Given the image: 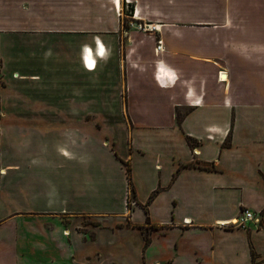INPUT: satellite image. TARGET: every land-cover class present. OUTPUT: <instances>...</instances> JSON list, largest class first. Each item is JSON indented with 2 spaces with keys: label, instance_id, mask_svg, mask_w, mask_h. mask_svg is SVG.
<instances>
[{
  "label": "crops",
  "instance_id": "1",
  "mask_svg": "<svg viewBox=\"0 0 264 264\" xmlns=\"http://www.w3.org/2000/svg\"><path fill=\"white\" fill-rule=\"evenodd\" d=\"M178 2L0 0V264H264V100Z\"/></svg>",
  "mask_w": 264,
  "mask_h": 264
},
{
  "label": "rangeland",
  "instance_id": "2",
  "mask_svg": "<svg viewBox=\"0 0 264 264\" xmlns=\"http://www.w3.org/2000/svg\"><path fill=\"white\" fill-rule=\"evenodd\" d=\"M178 3L179 10L169 12L178 13V19L166 16L168 12L160 18L179 21L185 25L183 34L200 35L207 41L201 43L202 49L216 52L218 61L225 60L238 98L264 100V0H179ZM119 11L124 28L128 29L127 21L135 15L133 3L121 0ZM143 14L147 23L158 16L156 11ZM134 30L155 31L144 21L137 22ZM9 142L15 149V133L10 132ZM86 223L95 225L98 221L88 219Z\"/></svg>",
  "mask_w": 264,
  "mask_h": 264
},
{
  "label": "built area",
  "instance_id": "3",
  "mask_svg": "<svg viewBox=\"0 0 264 264\" xmlns=\"http://www.w3.org/2000/svg\"><path fill=\"white\" fill-rule=\"evenodd\" d=\"M97 46L99 45V42H97ZM156 52L161 51L162 50V45H161V40L157 41L156 47L154 49ZM83 61L85 63L86 66L89 67V62H88V49L85 48V53L83 55ZM93 64H91L92 66ZM158 65H156V69L159 70ZM165 76L169 79V80H173L176 78V75L173 74L172 76H170L169 71L166 70L165 72ZM224 73V71H219L218 72V76H217V81L218 82H224V80H222L221 74ZM155 76L158 80V72L155 73ZM226 80V79H225ZM199 102V101H198ZM196 102V103H198ZM189 220H185L184 223H187ZM254 224L256 226L260 225L261 223V215L259 212H255L253 210H250L248 208H242L239 212V214L233 218L232 220L228 221V222H224L220 225L224 226V227H228V226H233V227H247L248 224Z\"/></svg>",
  "mask_w": 264,
  "mask_h": 264
},
{
  "label": "trees",
  "instance_id": "4",
  "mask_svg": "<svg viewBox=\"0 0 264 264\" xmlns=\"http://www.w3.org/2000/svg\"><path fill=\"white\" fill-rule=\"evenodd\" d=\"M187 141H188V143L190 142V138H187ZM186 166H195V167H200V168H202V167H208V166H206V165H202L201 163H199L198 161H193V162H190V163H187V164H185ZM127 174H128V178H129V173H130V169H129V166H127ZM129 189H130V197H128L129 199H128V204H129V202H130V200L131 199H135L134 198V189H133V187H132V185H131V181H130V178H129ZM144 239H145V244H147L148 242H149V237L147 236V234H145L144 235Z\"/></svg>",
  "mask_w": 264,
  "mask_h": 264
},
{
  "label": "bare ground",
  "instance_id": "5",
  "mask_svg": "<svg viewBox=\"0 0 264 264\" xmlns=\"http://www.w3.org/2000/svg\"><path fill=\"white\" fill-rule=\"evenodd\" d=\"M149 26H150V24H149ZM151 29H152V28H151ZM223 74H225V73H222V74H221L222 80L226 79V77H227L226 74H225V76H223Z\"/></svg>",
  "mask_w": 264,
  "mask_h": 264
},
{
  "label": "water",
  "instance_id": "6",
  "mask_svg": "<svg viewBox=\"0 0 264 264\" xmlns=\"http://www.w3.org/2000/svg\"><path fill=\"white\" fill-rule=\"evenodd\" d=\"M223 76H225V74H223Z\"/></svg>",
  "mask_w": 264,
  "mask_h": 264
},
{
  "label": "snow or ice",
  "instance_id": "7",
  "mask_svg": "<svg viewBox=\"0 0 264 264\" xmlns=\"http://www.w3.org/2000/svg\"><path fill=\"white\" fill-rule=\"evenodd\" d=\"M89 66H91V65H89Z\"/></svg>",
  "mask_w": 264,
  "mask_h": 264
}]
</instances>
